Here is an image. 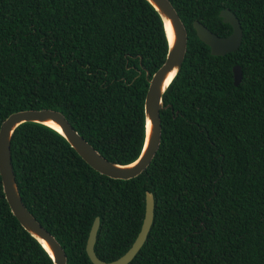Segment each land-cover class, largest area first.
<instances>
[{
  "label": "trees",
  "instance_id": "16d2710c",
  "mask_svg": "<svg viewBox=\"0 0 264 264\" xmlns=\"http://www.w3.org/2000/svg\"><path fill=\"white\" fill-rule=\"evenodd\" d=\"M169 2L186 50L162 94L160 142L145 170L129 179L100 174L39 123L11 134L20 198L66 264H92L84 247L95 216V255L110 261L125 252L145 191L152 224L127 264H264V0ZM224 8L238 19L241 40L211 55L191 23L226 36ZM166 51L161 20L145 0H0V122L17 110H58L104 158L130 162L142 144L147 79ZM0 264H52L10 212L1 182Z\"/></svg>",
  "mask_w": 264,
  "mask_h": 264
},
{
  "label": "water",
  "instance_id": "95a60500",
  "mask_svg": "<svg viewBox=\"0 0 264 264\" xmlns=\"http://www.w3.org/2000/svg\"><path fill=\"white\" fill-rule=\"evenodd\" d=\"M159 16L165 38L167 51L161 65L147 79V88L143 99V138L138 155L127 163L112 162L104 158L90 143H88L70 125L64 115L54 109H22L9 113L0 122V182L4 199L10 212L20 226L33 237L51 258L52 264H66V255L60 243L48 232L27 210L18 192L17 184L10 159V138L16 126L23 122H35L49 127L60 134L76 154L93 170L110 178L129 179L140 174L150 163L160 142L159 110L163 108L162 94L168 84L176 76L186 50L187 34L182 21L169 0H145ZM222 21L228 23L231 31L226 36H218L197 20L191 25L196 37L209 48L211 55H223L235 50L241 40V27L238 19L228 9L218 13ZM168 22L172 31L170 41L165 23ZM232 83L236 86L241 78L238 65H233ZM147 75V74H146ZM55 123L59 129L46 124ZM153 197L148 191L144 193V212L139 230L130 246L117 258L104 261L99 259L94 251L96 231L99 218L95 216L91 222L86 242L85 253L92 264H127L135 256L146 239L152 224ZM45 242L46 246L43 244Z\"/></svg>",
  "mask_w": 264,
  "mask_h": 264
},
{
  "label": "bare ground",
  "instance_id": "6f19581e",
  "mask_svg": "<svg viewBox=\"0 0 264 264\" xmlns=\"http://www.w3.org/2000/svg\"><path fill=\"white\" fill-rule=\"evenodd\" d=\"M165 30H166V33H167L169 40L171 41L172 40V31H171V28H170V25L168 22L165 23ZM46 124L51 125L52 127L56 128V129H59V127L51 121H47ZM43 244L46 246L45 242H43Z\"/></svg>",
  "mask_w": 264,
  "mask_h": 264
}]
</instances>
